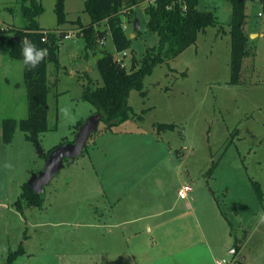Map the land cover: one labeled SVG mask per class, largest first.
Here are the masks:
<instances>
[{
    "label": "rangeland",
    "instance_id": "1",
    "mask_svg": "<svg viewBox=\"0 0 264 264\" xmlns=\"http://www.w3.org/2000/svg\"><path fill=\"white\" fill-rule=\"evenodd\" d=\"M40 1L44 8L40 26L58 27L54 30L61 35L59 67H48L51 129L40 136V147L19 128L11 144L0 142V264H7L21 245L26 253L14 264H218L224 260V264H264V223H259L264 214V38L248 34L252 53L245 59L240 83L233 84L231 0H199L198 9L213 12L218 23L201 33L195 45L145 77L147 97L131 91L130 120L112 130L100 123L84 155L76 162L67 160L45 187L42 208L28 207L23 199V212L17 208L23 186L44 168L42 155L74 141L77 123L95 112L82 96L86 86L103 85L97 67L100 56L111 52L130 71L133 58L140 67L146 49L159 43L145 13L154 0H138L135 7L122 11L124 30L133 39L124 53L116 52L106 22L97 28L95 47H87L80 35L91 22L86 0H63L68 21L63 25L56 13L57 0ZM245 4L246 31H260L264 0H245ZM26 24L19 0H0V124L29 115L25 66L11 57L10 46L2 40L3 35H13L12 27ZM158 124L175 128L159 130ZM186 184L193 188L188 201L194 212L181 221L176 216L184 214L187 206L178 199V190ZM102 185L110 198L112 188L123 199L118 204L114 197L101 199ZM110 202L115 206L106 211ZM165 204L171 213L146 223L178 221L175 224L186 226L188 235L165 240L162 235L138 233L136 225H130L126 232L132 237V257L121 231L114 229L115 222L143 209V214L163 209ZM200 228L213 253L208 245H198ZM191 243L201 249L191 250L187 246Z\"/></svg>",
    "mask_w": 264,
    "mask_h": 264
},
{
    "label": "trees",
    "instance_id": "2",
    "mask_svg": "<svg viewBox=\"0 0 264 264\" xmlns=\"http://www.w3.org/2000/svg\"><path fill=\"white\" fill-rule=\"evenodd\" d=\"M22 5V13L27 24L22 27H12L10 33L3 35L2 40L10 46V55L14 59L23 61L21 40L27 38L38 48H47L48 57L35 69L25 66L24 80L28 92L29 115L26 119L17 121L7 118L0 124V142L8 145L13 142L17 128L25 133L28 141L40 147V136L48 132L50 94L48 67L54 64L59 67V48L61 35L58 31L42 28L38 18L43 14L44 8L40 0H19ZM233 4V18L231 22V81L239 84L245 59L252 53L249 47L250 37L246 31L247 14L245 0H231ZM138 4V0H86L85 12L89 14L91 22L84 26L81 36L85 38L87 47L93 49L98 39V27L106 22L112 36V40L118 53H124L131 49L133 39L124 30L122 11L130 9ZM199 0H154V4L145 9L149 17L148 28L152 33L158 34L159 43L148 47L144 53L140 67L136 66L133 58L130 71L124 64L118 61L111 52H104L97 61V67L101 74L103 85L92 88L86 86L83 92V100L90 103L95 113H101L107 130H112L122 123L130 120L134 114L129 104V96L132 90H138L143 97H147L144 91V79L152 74L153 70L162 64L177 58L191 46L197 43L201 33H205L210 25L217 24L216 16L210 11L198 9ZM56 13L60 25L67 23V15L64 11L63 0H57ZM140 33V30L136 31ZM141 120L143 118L139 117ZM84 124L79 121L76 128ZM159 130L174 129V125L158 124ZM73 142V141H72ZM69 143H60L42 155L47 159L49 154L57 147ZM87 147V146H86ZM259 199H262V189L256 184ZM21 199V200H20ZM22 199L27 201L28 207L42 208L44 195H37L28 184L23 186V192L17 201V208L23 212ZM26 251L23 245L12 252L7 264H14L17 258Z\"/></svg>",
    "mask_w": 264,
    "mask_h": 264
},
{
    "label": "crops",
    "instance_id": "3",
    "mask_svg": "<svg viewBox=\"0 0 264 264\" xmlns=\"http://www.w3.org/2000/svg\"><path fill=\"white\" fill-rule=\"evenodd\" d=\"M262 26H263V28L260 31H258V32H252V33H250L248 30H247V32L251 36L254 33V34H257L260 37L264 38V24ZM59 27H61V26H59ZM57 28H54V29H57ZM250 39H251V37H250ZM110 190L112 191V194L110 193L111 198L109 197L108 190L105 189V187L102 185V189H100V195H101L100 197H101V199L103 198L105 200H108V199H112V197H114L115 204H118V202L121 201L123 198L122 197H119L120 193H119L118 190H112V188ZM178 199H179V197H178ZM188 200L185 201L186 202V206H187L186 212L184 214L182 213L180 216L179 215L176 216L181 221L183 220V219H181L182 216H184L185 214H188L190 212L191 213L194 212V209L192 208V205H191V203H189ZM217 203H218V201H217ZM218 205H219V203H218ZM114 206L115 205L114 204L112 205V202H110L109 209L106 208V207H104V208L107 211V210H112L114 208ZM219 208L221 209V206L220 205H219ZM143 210H141L140 213H137V215L135 214L134 217H131V218H128V219H123L122 221H118L117 224H116V222L114 224V226H115L114 229H119L121 231L122 238L124 240V243L126 244L127 248L129 249V253H130V255L132 257H133V254H134L133 253V245L130 243V240L132 239V237H129V235L126 232V230L131 229V226H133V225H136V227L138 229L137 230L138 233L147 232L148 234H151V236H152V234H155V235L158 234V236L162 235L163 238H165V240L170 239L172 237H173L174 240H178L179 237L187 236L188 235V233H187L188 231L186 230V226L183 227V224L181 225L180 222H179V224H175L178 221H174L173 222V221H165L164 220L162 223L160 222L158 224H155V223L147 224L146 223V221H148V220H151V219H154V218H160L162 216H165L166 214L169 215L171 213V211H172V208L166 207V204H165V207L163 209L155 210V211L150 212V213L143 214V212H142ZM173 214H174V212H173ZM222 215H223V212H222ZM111 217H113V214L111 215ZM116 217H118V215H116ZM139 224H140V228L138 227ZM195 229H197V228H195ZM197 239L199 240V241H197V243H198L199 246H203V245L207 246L208 245L207 246L208 250L210 252H212L209 249L210 248V245L208 243V236L205 234V232H203V230L201 228H200V235L197 236ZM187 246L188 247L190 246V249L191 250H193L195 248H198L197 249V251H198V250L201 249L200 247H196L194 245V243L187 244ZM212 253H210V254H212ZM160 256H162V254ZM137 264H140V263H138V261H137Z\"/></svg>",
    "mask_w": 264,
    "mask_h": 264
},
{
    "label": "water",
    "instance_id": "4",
    "mask_svg": "<svg viewBox=\"0 0 264 264\" xmlns=\"http://www.w3.org/2000/svg\"><path fill=\"white\" fill-rule=\"evenodd\" d=\"M139 28V24L136 23V30ZM103 117L101 113L90 116L80 127L75 140L54 149L45 159L44 168L40 172L32 174L27 184L37 195L44 193L45 187L50 185L64 169L67 160L76 162L77 158L84 155L89 139L99 130ZM39 152L42 153L41 150Z\"/></svg>",
    "mask_w": 264,
    "mask_h": 264
},
{
    "label": "clouds",
    "instance_id": "5",
    "mask_svg": "<svg viewBox=\"0 0 264 264\" xmlns=\"http://www.w3.org/2000/svg\"><path fill=\"white\" fill-rule=\"evenodd\" d=\"M23 64L31 69L37 68L49 55L47 48H38L26 37L21 40ZM67 114V109H62ZM10 167V165H6ZM259 223H264V214L260 215Z\"/></svg>",
    "mask_w": 264,
    "mask_h": 264
},
{
    "label": "built area",
    "instance_id": "6",
    "mask_svg": "<svg viewBox=\"0 0 264 264\" xmlns=\"http://www.w3.org/2000/svg\"><path fill=\"white\" fill-rule=\"evenodd\" d=\"M153 4H154V1L152 2V5ZM192 192H193V188L191 185L189 184L183 185L178 191V197L180 200L187 201ZM224 263H226L225 260L222 262L221 261L218 262V264H224Z\"/></svg>",
    "mask_w": 264,
    "mask_h": 264
}]
</instances>
